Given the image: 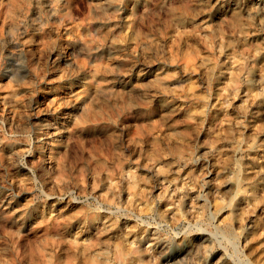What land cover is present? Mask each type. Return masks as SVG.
Instances as JSON below:
<instances>
[{
  "label": "rangeland",
  "instance_id": "rangeland-1",
  "mask_svg": "<svg viewBox=\"0 0 264 264\" xmlns=\"http://www.w3.org/2000/svg\"><path fill=\"white\" fill-rule=\"evenodd\" d=\"M0 264H264V0H0Z\"/></svg>",
  "mask_w": 264,
  "mask_h": 264
}]
</instances>
